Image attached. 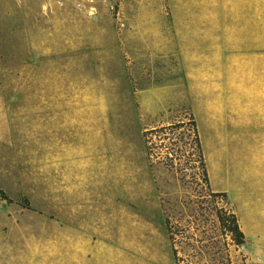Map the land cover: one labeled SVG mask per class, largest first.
I'll return each mask as SVG.
<instances>
[{
	"label": "rangeland",
	"instance_id": "obj_1",
	"mask_svg": "<svg viewBox=\"0 0 264 264\" xmlns=\"http://www.w3.org/2000/svg\"><path fill=\"white\" fill-rule=\"evenodd\" d=\"M169 10L0 0V264H264L219 222L233 212V131L213 168L216 130L170 58ZM170 125L149 158L143 132Z\"/></svg>",
	"mask_w": 264,
	"mask_h": 264
},
{
	"label": "crops",
	"instance_id": "obj_2",
	"mask_svg": "<svg viewBox=\"0 0 264 264\" xmlns=\"http://www.w3.org/2000/svg\"><path fill=\"white\" fill-rule=\"evenodd\" d=\"M168 3L170 58L186 67L188 88L200 98L194 105L201 106L207 127L216 130L213 168L224 164L225 136L233 131V197L220 190L232 199L245 242L263 257L264 0ZM203 157L211 184L204 151Z\"/></svg>",
	"mask_w": 264,
	"mask_h": 264
},
{
	"label": "trees",
	"instance_id": "obj_3",
	"mask_svg": "<svg viewBox=\"0 0 264 264\" xmlns=\"http://www.w3.org/2000/svg\"><path fill=\"white\" fill-rule=\"evenodd\" d=\"M189 121H190L191 132H192V143H193L194 148H195L197 161L199 162V165H200V168L202 170L204 179L206 180V182L208 184L207 170H206L205 161H204V157H203L202 145H201L200 137H199V134L197 131L196 122H195V119H194V116L192 113H190ZM174 126L175 125H170L167 127L150 129V130H146L143 132L145 148H146V152H147V155L149 158H151V156H152V149L150 146L151 136L153 134H159V133H162V134L165 133L166 134L167 132L174 129L175 128ZM219 194H225V192L219 193ZM218 218H219V222H220L222 228L231 234L232 240L235 242V244L239 245V246L243 245L245 243L244 234L241 231V229L237 223V220L235 218L234 213L231 211L225 210V211H223V213H219ZM168 230H169V238H170L171 245H172V251L174 253L175 259L178 262L179 259L177 257V249L174 246L173 237L170 233V228H168Z\"/></svg>",
	"mask_w": 264,
	"mask_h": 264
}]
</instances>
